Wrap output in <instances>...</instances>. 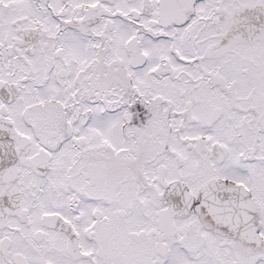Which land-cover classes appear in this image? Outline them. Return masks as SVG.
Instances as JSON below:
<instances>
[{
    "label": "snow or ice",
    "instance_id": "1",
    "mask_svg": "<svg viewBox=\"0 0 264 264\" xmlns=\"http://www.w3.org/2000/svg\"><path fill=\"white\" fill-rule=\"evenodd\" d=\"M0 264H264V0H0Z\"/></svg>",
    "mask_w": 264,
    "mask_h": 264
}]
</instances>
